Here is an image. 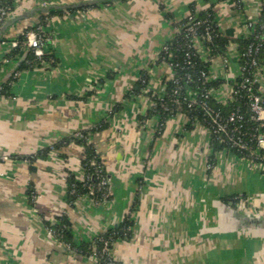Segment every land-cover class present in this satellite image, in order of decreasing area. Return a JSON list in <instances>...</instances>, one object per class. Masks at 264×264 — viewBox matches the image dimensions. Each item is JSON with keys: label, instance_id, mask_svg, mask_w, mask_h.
Here are the masks:
<instances>
[{"label": "crops", "instance_id": "crops-1", "mask_svg": "<svg viewBox=\"0 0 264 264\" xmlns=\"http://www.w3.org/2000/svg\"><path fill=\"white\" fill-rule=\"evenodd\" d=\"M80 1L19 0L0 40V86L9 84L8 93H0V157L8 156L0 158V264H95L67 253L47 234L46 226L64 212L74 241L89 247L130 218L129 236L110 248L119 264H264V219L243 217L264 208V171L225 151L208 168L210 134L200 122L188 126L183 114L159 131L157 114L139 118L151 108L148 92H161L170 76L155 58L192 10L211 7L230 39L226 55H202L209 77L223 81L212 95L224 102L239 71L236 41L249 36L262 0H238V6L230 0H114L53 14L43 31L55 64L11 76V64L2 69L9 42L38 22L36 8ZM147 68L144 90L128 96ZM256 75L264 94V60ZM116 102L121 110L92 138L109 177V197L95 204L83 194L68 205V174L85 175L80 147L51 149L31 163L22 156L93 126ZM30 188L37 193L34 203ZM231 195L251 203L235 213L222 202Z\"/></svg>", "mask_w": 264, "mask_h": 264}, {"label": "trees", "instance_id": "trees-1", "mask_svg": "<svg viewBox=\"0 0 264 264\" xmlns=\"http://www.w3.org/2000/svg\"><path fill=\"white\" fill-rule=\"evenodd\" d=\"M19 0H0V5L4 6L9 12H11L14 7L16 6ZM113 1H100L90 5H84L79 7H67V8H53L48 12H39V20L35 25L27 26L25 30L35 29L38 25H44L46 22L47 17L55 14L61 15L64 12H72L74 10H82L93 6H100V5H107L112 4ZM235 5L238 1L233 2ZM191 13L198 19L204 21V23L198 26V33L202 34L205 30V26H208L210 29V38L202 39V46L203 50L209 51V53L214 55L224 56L227 52V46L230 43V39L224 36L216 23L214 12L212 8H206L201 11H191ZM264 17V0H262V10L260 17L258 20L253 24L250 29V34L247 38H240L237 42V56L239 60V64L245 63V61H249L245 53L246 49L249 46H258L259 51L255 56L257 67L263 62L264 60V25H261L260 21ZM185 20L182 21V23ZM24 30V31H25ZM45 33V32H44ZM46 35V33H45ZM21 44L25 41L24 35L21 34L18 38H16ZM190 36H186L184 30L182 29L179 33L175 34L171 39L166 41L170 45V53H166L164 51H160V55L167 61L171 63H175L176 66L174 67L172 76L169 78L164 79L163 85L164 90L159 93H152L148 92V97L152 101L153 105H151L150 110L146 112V114L140 115L139 118L145 119L150 114H157L159 117V124H158V131L163 127L164 123L170 116L173 117L176 114H183L188 119V126H192V122L197 121L202 123L204 126L209 127L211 125L210 116L207 112V109L204 108L199 104V101L202 100L207 104L213 111H219L220 117L226 118L231 111H238L240 114V118H237L233 123H229L227 127L226 133H223V136H230L232 138L236 136H240L242 142L245 145V148H239L238 146L234 145L231 140H220V138L210 133V147H211V154L208 159V163L212 166L216 160L217 153L220 152H231L236 156L246 159L248 161H255L262 166V171H264V149L258 148L257 141L255 139L256 131H257V122L250 119V111H249V98L248 93L244 89H240L237 85L240 82V78L236 77L232 80L233 87L238 89V93L235 95L232 101L227 102H220L218 101L211 93V91L222 84L221 79H211L205 78L201 75V72H207L209 70V61H205L200 52L192 47ZM23 52L22 46L15 47L9 51L6 55L7 60H14L16 59L21 53ZM186 52L190 53V57L187 58L185 56ZM170 54V55H169ZM46 60H50L51 64H55L53 54L47 50L44 54ZM160 62V59L156 61V64ZM35 64V58L31 51L26 52L25 59L21 64L20 68H30L33 67ZM256 67V68H257ZM177 79L176 82L174 80ZM148 74L144 71L142 76L138 81L135 83L134 87L128 93V96L137 95L141 93L147 83ZM252 91L257 92L259 90L258 83L251 86ZM207 96H200V94H205L207 91ZM9 91V84L8 82L3 83L0 88V93L7 94ZM176 91V92H175ZM188 92H192L194 95L191 97L187 96L186 99L190 100L193 105L187 106L186 99H183V96L187 95ZM166 102L169 110H163L160 106V98ZM177 99V100H176ZM122 108L121 102H116L107 112L106 116L99 121L98 123L94 124L93 127L84 128L82 129L88 137L92 140L93 135L110 126V121L113 119L114 114L118 113ZM227 134V135H226ZM70 143L76 145H83L84 140L78 137H75L73 134L67 137L62 138L59 141H56L50 148H46L37 154H30L26 156H22L23 158H27L28 161L31 163L36 157L42 156L46 157L48 155V151L51 149H58L59 147H63L65 145H69ZM257 152L256 155H253L252 152ZM93 153L92 145L87 146V150L82 153V165L86 170V162L87 158L91 157ZM252 153V154H251ZM87 156L85 157V155ZM102 165L103 162L101 159L98 160ZM90 172L93 170L90 169ZM91 183H94L95 180H90ZM75 187L76 192L70 193V189ZM30 188L28 190V196L31 194ZM87 191L86 187L83 183L76 179L74 175L68 174L67 176V196L66 200L68 202H73L79 196L85 194ZM109 197V196H108ZM106 198V200L108 199ZM243 196L240 195H231L228 197L222 198V202L226 206L232 207V203L237 202L238 198ZM105 200V201H106ZM228 206V207H229ZM70 222L67 218L66 214L57 217V224L54 226L58 235L57 238L63 240L70 244L72 248V253L81 254L86 257L88 252L91 249L88 244H78L73 239V234L70 226ZM132 225V221L130 218L126 217L122 222L118 225L110 228L105 235L110 236L112 241L121 238H127L129 236L130 227Z\"/></svg>", "mask_w": 264, "mask_h": 264}, {"label": "built area", "instance_id": "built-area-1", "mask_svg": "<svg viewBox=\"0 0 264 264\" xmlns=\"http://www.w3.org/2000/svg\"><path fill=\"white\" fill-rule=\"evenodd\" d=\"M230 1L234 2L235 0H230ZM9 14L10 12L4 6L0 5V27L6 22ZM184 20L185 21L183 23L181 22L177 26V33H179L183 29L185 32V35L190 36L192 40L191 41L192 47L198 50L201 56L205 55L208 59H210L212 56H214V54L209 53V51L207 50H203L202 41H201L204 38L208 39L211 37L209 27L205 26L204 32L202 34H199L198 26L204 23L203 20L196 18L192 13L188 14ZM254 23L255 22H249L248 24L250 27H252ZM260 23L261 25H264V17H262ZM22 34L24 35L25 41L21 44L17 39H12L9 42L10 50L15 47L22 46L23 50H26V51L29 50L34 55L35 64L33 65V67L50 65L51 61L46 60L44 57V54L47 52L46 47H45V40H47V36L45 35L43 31L42 25H38L35 29L25 30L23 31ZM160 51L170 53L169 43L165 42L162 45ZM258 51H259L258 46H249V48L246 49L245 53H242L243 55H246L248 57L249 61L246 60L245 63L239 64V71L236 77H239L241 79L237 86L240 89L246 90L248 93L247 96L249 98L248 106H249V111H250V119L257 122L258 124L256 128L257 131H256L255 139L257 141L258 148L264 149V94H262L260 90H257V92H254L251 89L252 85L258 83L257 75H256L257 62L255 59V56L258 53ZM159 53L156 56L154 62L156 63V61L160 59V62H158L157 64H164L165 66H167L169 69L170 76H172V73H173V70L176 64L167 62ZM185 56L189 58L190 53L186 52ZM145 71L146 73L150 72L149 68H147ZM201 75L205 78H210L207 72H201ZM176 81L177 79L174 80V82ZM230 85H231L230 93L228 94L224 102L232 101L235 95L238 93V89H235L232 83ZM209 92L210 90L207 91L205 94L203 93L200 94V96L205 97L208 95ZM192 95H194L192 92H188L187 95L183 96V99H186L187 96L191 97ZM159 98L161 100L160 101L161 109L169 110L166 102L162 100V97H159ZM186 102H187V106L193 105V103L190 100L188 101V99H186ZM199 104L207 109V112L210 116V120H211L210 128L205 126L209 134L212 132L213 134H216L220 138V140H224V139L228 141L231 140L232 143L238 146L239 148H245V145L242 142V139L240 138L239 135L234 138L228 136L227 134H226L227 135L226 138L223 136V133H226L227 131V127L229 123H233L237 118H240V114L237 110L231 111L226 118H222L220 117L219 111L211 110L209 107H207V104L204 101L200 100ZM171 118H173V115L170 116L168 119H171ZM195 123H199V122L197 121L192 122V124H195ZM93 126H90V128ZM73 135L75 137H78L84 140L83 145L82 144L78 145L82 152H85L87 150V146L92 145L93 153L91 157H88L87 154L85 155V157L86 156L88 157L87 162H86V170H85L84 177L80 181L83 183V185L87 189L85 194L90 196L95 204H100L104 202L106 198L108 197L109 184H110L109 177L106 174L104 165H102L98 161L99 159L102 160V154L99 151L98 147L95 146V144L90 139V137H88L86 132H84L82 129L75 131ZM252 153L253 155H256L255 157H257V154H258L257 152L254 151ZM0 158L3 160H7L8 156L3 155ZM22 160L25 162H29L28 159L25 157ZM252 163L259 169L263 170L262 166L259 163H256L255 161L254 162L252 161ZM209 167H211V165L208 163V168ZM90 169H92L93 171L90 172L89 171ZM90 180H95V182L91 183ZM69 192L70 193L76 192L75 187H72ZM29 199L33 203L36 201L37 193L35 189L31 190ZM73 202H75V200ZM73 202L66 201L68 205H72ZM249 203L251 202L248 198L241 197L237 199V202L231 204L232 205L231 208H233L237 212H243V208L249 205ZM63 214H66V213L64 212ZM262 214H264V208L263 209L254 208L247 215H262ZM56 224H57V221H53L46 226L47 234L50 235L52 239L58 245L62 246L65 250L72 252V248L69 243L57 238L58 233L56 229L54 228ZM105 234L106 233H102L95 238L94 243L91 246V249L86 255V257L89 260L95 261L100 264H119V262H117L116 260L112 258L111 253H110V248L112 246L113 241L110 238V236H107Z\"/></svg>", "mask_w": 264, "mask_h": 264}, {"label": "water", "instance_id": "water-1", "mask_svg": "<svg viewBox=\"0 0 264 264\" xmlns=\"http://www.w3.org/2000/svg\"><path fill=\"white\" fill-rule=\"evenodd\" d=\"M100 1H113L114 2V0H83V1H80V2H77V3L41 4L40 7L39 8H36L35 10H36L37 13L38 12H44V13H46V12H48L49 10H51L53 8H63L64 9V8H67V7H79V6L94 4V3L100 2ZM13 18H10V14H9L6 22L0 27V40L2 39V37L4 35V31L7 29L9 22H12ZM26 52H27L26 50H23V52L16 59L11 60V61L10 60H6L3 63L2 69H4L5 66H8L9 64H11L9 66L10 67L9 68V76L13 75V73L15 71H17L18 69H20V66L23 63L24 59H25ZM231 210L233 212L237 213V211L234 210L233 208ZM243 217L247 221H256V220L264 219V214H262V215H247L246 214V215H243ZM67 253H70L71 254L72 252L67 251ZM90 261H92V260H90ZM95 264H100V263L95 262Z\"/></svg>", "mask_w": 264, "mask_h": 264}]
</instances>
